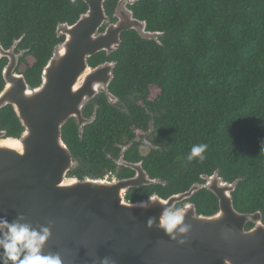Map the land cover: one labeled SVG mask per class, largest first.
Wrapping results in <instances>:
<instances>
[{"label":"trees","instance_id":"1","mask_svg":"<svg viewBox=\"0 0 264 264\" xmlns=\"http://www.w3.org/2000/svg\"><path fill=\"white\" fill-rule=\"evenodd\" d=\"M117 2L104 3L111 21ZM86 9L80 0H0V45L8 50L19 41L15 53L24 54L16 72L30 87L39 85L43 67L63 40L56 37L57 25L74 24ZM131 9L156 38L126 31L116 52L88 59L91 68L115 63L108 90L116 102L109 104L104 94L90 101L83 116L92 117L96 109L94 122L81 134L73 120L63 126L62 142L77 162L67 177L103 179L110 172L118 179L132 177L130 169L117 170L113 163L117 145L131 143L123 160L140 162L150 179L164 185L130 189L126 201L152 194L166 199L216 172L224 182L237 181L234 209L260 212L264 224V0H140ZM6 63L0 60V91ZM148 128L154 149L140 157L134 131ZM0 131L13 138L22 132L10 106L0 110ZM199 143L208 145L205 159L189 162L191 147ZM187 202L199 215L218 209L205 189Z\"/></svg>","mask_w":264,"mask_h":264},{"label":"water","instance_id":"2","mask_svg":"<svg viewBox=\"0 0 264 264\" xmlns=\"http://www.w3.org/2000/svg\"><path fill=\"white\" fill-rule=\"evenodd\" d=\"M80 1L87 9L77 21L56 27V37L63 40L43 67L38 86L30 87L16 72L24 54L15 53L19 41L8 50L0 45V60H7L1 73L0 110L10 106L22 128L16 138L0 131V217L11 221L23 215L33 227L51 224L43 252L58 253L62 264H99L103 257H110L113 264H264L262 215L234 209L237 181L224 182L215 172L202 176L205 183L194 184L184 193L166 199L152 194L141 200L152 205L140 209L135 207L139 201H126L127 191L164 185L150 179L140 162L128 163L120 156L117 165L134 172L127 179L67 177L77 162L62 142L63 126L73 120L81 134L94 122L95 108L92 117L83 116L90 101L99 94L109 104L115 101L108 90L115 63L91 68L88 59L116 52L123 32L134 31L144 40L155 36L128 8L138 0H119L113 23L104 10L106 0ZM200 189L215 196L218 209L204 216L197 214L193 203L184 204V223L191 226L178 237L184 244L147 226L149 217L158 218L163 208L188 201ZM248 223L253 226L246 230Z\"/></svg>","mask_w":264,"mask_h":264},{"label":"clouds","instance_id":"3","mask_svg":"<svg viewBox=\"0 0 264 264\" xmlns=\"http://www.w3.org/2000/svg\"><path fill=\"white\" fill-rule=\"evenodd\" d=\"M264 147V145H262ZM208 145L205 143L194 144L187 155L189 162L198 158L205 159ZM153 201L156 197L152 198ZM152 205L149 201H139L136 208L147 209ZM184 214L181 208L172 205L163 208L161 215L149 217L147 226L162 230L165 235L179 244H184L185 236L190 231V225L184 223ZM51 237V224L33 227L25 222L23 215H18L9 221L7 217H0V264H62L61 256L56 253L44 254L43 249ZM99 264H113L110 257H103Z\"/></svg>","mask_w":264,"mask_h":264},{"label":"flooded vegetation","instance_id":"4","mask_svg":"<svg viewBox=\"0 0 264 264\" xmlns=\"http://www.w3.org/2000/svg\"><path fill=\"white\" fill-rule=\"evenodd\" d=\"M119 1V0H118ZM138 1H140V0H138ZM138 1H136V2H138ZM135 2V3H136ZM134 3V4H135ZM117 4V3H116ZM133 4V5H134ZM133 5H128V8L132 11V9H131V7L133 6ZM116 6V5H115ZM115 9V8H114ZM114 12V11H113ZM134 17V16H133ZM111 19V18H110ZM113 19V18H112ZM136 19V18H135ZM114 21H110L111 23H113V22H115V19H113ZM138 20V19H137ZM140 21V20H139ZM143 22V21H142ZM105 29V26L103 27V29L102 30H104ZM101 31V30H100ZM147 31V30H146ZM148 32H150V31H148ZM151 33H153V32H151ZM155 34V36H154V38L153 39H155L156 38V33H154ZM18 73V72H17ZM116 101H114L113 103H115ZM140 104V103H139ZM123 112H125L124 110H122ZM91 117V116H90ZM89 117V118H90ZM151 124H152V122H149L148 123V126L149 127H151ZM152 132V129H150V128H148V130L147 131H139V130H135L134 131V135H135V138H134V141L138 144V154H139V156L140 157H144L148 152H149V150H152V149H154V147L152 146V144H151V142H150V140L148 139V137H149V135H150V133ZM5 137H7L6 136V134H5ZM131 146V143H129V144H127V145H117V148L119 149V152H118V157H117V159H114L113 160V163L116 165V169L118 170L120 167L117 165V161L119 160V158H120V156H122V155H124V152L129 148ZM125 149V150H124ZM124 150V151H123ZM112 175H113V177H114V180H121V179H118V177H117V174L116 173H113V172H110ZM133 175H134V172H133ZM132 175V176H133ZM105 177V176H104ZM103 177V178H104ZM203 183H205V181L203 180ZM185 203H187V201H184V202H182V203H180L179 204V208H182L183 206H184V204ZM178 205V204H177Z\"/></svg>","mask_w":264,"mask_h":264},{"label":"built area","instance_id":"5","mask_svg":"<svg viewBox=\"0 0 264 264\" xmlns=\"http://www.w3.org/2000/svg\"><path fill=\"white\" fill-rule=\"evenodd\" d=\"M104 179L108 180V181H112L114 180V177L111 173H107L104 177Z\"/></svg>","mask_w":264,"mask_h":264},{"label":"rangeland","instance_id":"6","mask_svg":"<svg viewBox=\"0 0 264 264\" xmlns=\"http://www.w3.org/2000/svg\"><path fill=\"white\" fill-rule=\"evenodd\" d=\"M27 64L28 65H31L32 64V59H27ZM23 69H24V67H21V71H23ZM156 94V92H155V90H153V92H152V96H154Z\"/></svg>","mask_w":264,"mask_h":264}]
</instances>
